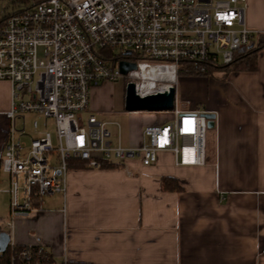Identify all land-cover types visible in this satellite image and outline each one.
Returning a JSON list of instances; mask_svg holds the SVG:
<instances>
[{"label": "built area", "instance_id": "2783aa9c", "mask_svg": "<svg viewBox=\"0 0 264 264\" xmlns=\"http://www.w3.org/2000/svg\"><path fill=\"white\" fill-rule=\"evenodd\" d=\"M1 1L11 9L0 10V81L11 84L0 157L7 182L2 191L9 195L5 227L40 211L49 196H61L65 212L73 162L93 169L129 160L149 166L160 152H170L176 166L206 163L205 110H183L174 100L172 110L160 111L168 120L145 126L141 144L126 147L119 128L114 142L108 123L90 112L91 91L125 77L143 97L175 86L187 67L206 74L208 67L231 63L258 34L246 26V0ZM115 48L121 53L113 58ZM120 61L136 68L122 75ZM146 80L155 86L142 94L137 87ZM16 258L19 264H71L55 262L42 246L16 251Z\"/></svg>", "mask_w": 264, "mask_h": 264}, {"label": "crops", "instance_id": "0c3cea01", "mask_svg": "<svg viewBox=\"0 0 264 264\" xmlns=\"http://www.w3.org/2000/svg\"><path fill=\"white\" fill-rule=\"evenodd\" d=\"M244 9L248 27L258 31L255 45L264 42V0H246ZM225 79L182 75L174 86L180 109L215 115L204 165L176 166L170 152H160L149 166L129 160L93 169L73 162L65 212L61 196L47 197L40 211L6 227L10 242L42 246L55 262L67 258L71 264H264V48L254 70ZM95 88L89 110L105 115L95 107ZM10 102L11 84L0 81V157ZM141 112L128 142L120 138L123 146H139L145 126L170 118ZM103 121L118 130L117 122ZM162 178L174 179L181 189L163 190ZM5 188L0 172V193L8 196L0 205L2 230L9 221Z\"/></svg>", "mask_w": 264, "mask_h": 264}, {"label": "rangeland", "instance_id": "374dc122", "mask_svg": "<svg viewBox=\"0 0 264 264\" xmlns=\"http://www.w3.org/2000/svg\"><path fill=\"white\" fill-rule=\"evenodd\" d=\"M5 7H6V2L0 0V10H3L4 12L8 10L7 12H10L11 9H5ZM246 26L248 27L247 23H246ZM120 53H121V50L118 48H115L112 52L113 58L119 56ZM231 69L229 70L227 69L210 70L208 71V73L206 72V74H196V75L194 74L188 75L183 72V73H179L178 77L183 75V76H190V77L209 78L212 81H223V80L225 81L226 80L225 78L231 72H234V71H231ZM127 82L128 81L125 77L119 78L118 80H114V81H107V82H104L102 86L96 87L93 91L94 98H95L94 102L96 103L95 107H99L103 109V113L105 112L104 113L105 115H100L99 113L95 112L97 117L101 120L118 123L119 128H120V138H121L122 144L127 143L130 138V134L132 130L131 123L133 122V120H136L140 113L145 114V112H141V111H130L129 112L124 108V92H125V85ZM178 104L180 107H183V106L188 107V105L185 102H182L180 100H178ZM200 108L202 107L200 106ZM157 113H161V112H157ZM163 114H167V113H163ZM28 118H30V116H28ZM27 124L29 128V123ZM107 127L111 132L110 139H112L115 142L116 137L118 135L117 126L112 125L111 123ZM213 136H214V129L208 128L207 130V155L209 154V150L211 147L210 146L211 140L212 141L214 140ZM25 137H28V135H26ZM2 186H6V185L3 184ZM7 197L8 196L6 194L0 193V205H3L6 203V200H8ZM4 229L6 230L7 228L4 227Z\"/></svg>", "mask_w": 264, "mask_h": 264}, {"label": "water", "instance_id": "95a60500", "mask_svg": "<svg viewBox=\"0 0 264 264\" xmlns=\"http://www.w3.org/2000/svg\"><path fill=\"white\" fill-rule=\"evenodd\" d=\"M130 51H126V55H130ZM119 71L122 75L127 74L129 71L136 68L133 62L120 61L118 64ZM175 100V88L170 86L167 91L156 92L154 94H148L146 96H139L135 90L133 82H127L124 92V108L127 111H170L174 107ZM204 117L208 119L207 127H214V113L205 112ZM10 243V235L5 231H0V253L5 252L7 246Z\"/></svg>", "mask_w": 264, "mask_h": 264}, {"label": "trees", "instance_id": "16d2710c", "mask_svg": "<svg viewBox=\"0 0 264 264\" xmlns=\"http://www.w3.org/2000/svg\"><path fill=\"white\" fill-rule=\"evenodd\" d=\"M264 48V42L257 43L256 45L249 44L246 46L241 47L237 51H235L233 56V61L227 65L217 66V67H208L207 73L210 70H218V69H231V71H239V70H254L256 68V55L257 52ZM130 59H133V57H130ZM185 74H194L190 67H187L184 71ZM78 165H83L81 162H77ZM111 164L103 162L102 165ZM161 186L163 190H180L181 187L176 183V181L172 178H162L161 179ZM30 246H14L11 248L10 246L7 248V250L0 254V264H19L17 258L12 260V256L14 252L21 251L24 248H28Z\"/></svg>", "mask_w": 264, "mask_h": 264}, {"label": "bare ground", "instance_id": "6f19581e", "mask_svg": "<svg viewBox=\"0 0 264 264\" xmlns=\"http://www.w3.org/2000/svg\"><path fill=\"white\" fill-rule=\"evenodd\" d=\"M170 77H171V74H170ZM154 86H155V83L153 82V80H146L142 82L141 85H138L137 90L138 92L142 94L149 93L151 92V88H153ZM163 86H166V85H163Z\"/></svg>", "mask_w": 264, "mask_h": 264}]
</instances>
